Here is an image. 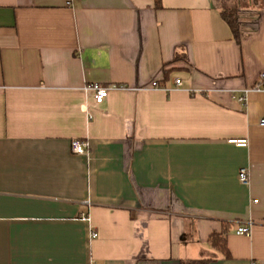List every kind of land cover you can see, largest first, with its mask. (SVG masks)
<instances>
[{
    "label": "crops",
    "instance_id": "1",
    "mask_svg": "<svg viewBox=\"0 0 264 264\" xmlns=\"http://www.w3.org/2000/svg\"><path fill=\"white\" fill-rule=\"evenodd\" d=\"M161 3L0 0V264H264V7Z\"/></svg>",
    "mask_w": 264,
    "mask_h": 264
},
{
    "label": "built area",
    "instance_id": "2",
    "mask_svg": "<svg viewBox=\"0 0 264 264\" xmlns=\"http://www.w3.org/2000/svg\"><path fill=\"white\" fill-rule=\"evenodd\" d=\"M74 0H65L67 5H72ZM175 84L178 86L182 85V80L180 78H175ZM153 85H157V82L154 81ZM87 90L93 92L94 101L96 104H101L106 99L109 93V87L101 85L99 83H91L86 86ZM251 91H264V73H261L258 82L250 88H246L240 93L238 99L244 101L247 94ZM260 123L264 125V118L260 120ZM238 146L246 147L249 143L247 139H239L234 141ZM70 147L73 153L75 154H85L88 152V142L80 138H73L70 142ZM239 181L243 184H249L251 180L250 171L248 168L243 167L238 172ZM86 218V216H85ZM251 225H239L236 229L238 235H249ZM97 232H92V237H97Z\"/></svg>",
    "mask_w": 264,
    "mask_h": 264
},
{
    "label": "trees",
    "instance_id": "3",
    "mask_svg": "<svg viewBox=\"0 0 264 264\" xmlns=\"http://www.w3.org/2000/svg\"><path fill=\"white\" fill-rule=\"evenodd\" d=\"M155 1L157 7L162 6L161 0H155ZM261 1L264 3V0ZM258 2H259L258 0H254V3H252L251 5H257ZM241 8L242 6L236 3L235 6L233 7H225L221 10V17L230 27L232 35L237 42L240 41V37H241L242 22L240 20V13H239ZM224 224H225L224 226L225 228L221 232H215L211 234L210 242L218 251H220V253L223 255L224 258H230L231 253L229 251L226 241V234H227L226 226L228 225V223H224ZM212 260L213 259L210 258L188 260V261H183L182 264H210Z\"/></svg>",
    "mask_w": 264,
    "mask_h": 264
},
{
    "label": "rangeland",
    "instance_id": "4",
    "mask_svg": "<svg viewBox=\"0 0 264 264\" xmlns=\"http://www.w3.org/2000/svg\"><path fill=\"white\" fill-rule=\"evenodd\" d=\"M260 3H261V6L264 7V3L261 1V0H258ZM237 3L240 5V6H247V5H251L252 3H254V0H237Z\"/></svg>",
    "mask_w": 264,
    "mask_h": 264
}]
</instances>
